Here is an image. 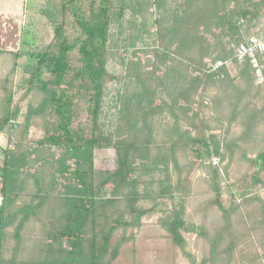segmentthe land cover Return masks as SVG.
Wrapping results in <instances>:
<instances>
[{
  "label": "trees",
  "instance_id": "16d2710c",
  "mask_svg": "<svg viewBox=\"0 0 264 264\" xmlns=\"http://www.w3.org/2000/svg\"><path fill=\"white\" fill-rule=\"evenodd\" d=\"M33 1L52 40L32 22L21 50L0 49V264H264V81L236 58L264 37V0ZM111 151L115 167L98 168ZM236 158L250 172L226 200ZM197 171L206 214L221 212L213 230L186 219ZM151 215L168 246L147 247Z\"/></svg>",
  "mask_w": 264,
  "mask_h": 264
},
{
  "label": "rangeland",
  "instance_id": "374dc122",
  "mask_svg": "<svg viewBox=\"0 0 264 264\" xmlns=\"http://www.w3.org/2000/svg\"><path fill=\"white\" fill-rule=\"evenodd\" d=\"M19 2L16 3L15 10L16 12L10 15H2L0 13V49L6 50V51H18L22 48V30L29 26L32 22L35 24L32 25V29L41 35L40 43L45 44L49 43L52 38V26L48 25L45 20H43V23H38V20H40V15L36 14L35 11H30L27 9L25 10V1L26 0H18ZM41 2H44V0H34V5H40ZM20 5V10H17V7ZM24 27V28H23ZM255 33H264V13L261 16V18L254 22L253 24V31ZM25 58L21 59L22 62ZM10 58H7V62H4V71L3 73H7L11 67L12 64L9 62ZM109 69L113 72L119 71L120 67H115L114 63H111L109 66ZM0 70H2L0 65ZM235 71H233L234 73ZM23 73H18L16 77V82L22 78ZM110 94L111 97L108 98L107 101V110H106V117L109 119L108 121H111L114 118V109L112 108L113 98L116 94V90L118 88V84H110ZM21 94V93H20ZM20 94H17L16 99L20 96ZM109 106V107H108ZM208 118L211 117V112L207 111ZM169 119H167V122ZM240 127L235 125L233 127V132L239 133ZM215 134V140H222L223 134L221 131H214ZM3 140H5L4 137H2ZM1 139V141H2ZM216 163L218 162L215 160ZM97 167L102 169H112L115 167V153L111 151V153H101L98 156L97 159ZM229 168V174L225 176L226 180L224 182V199L229 200L230 199V193L227 192V187L229 184L236 182L237 180L241 179L246 172H250L249 166L246 162L237 160H233L232 162H224L222 165L223 168ZM192 189H191V196L188 203V208L186 212V219L188 223H192L195 225H201L204 222H207V227L211 230H213L216 226L215 223H217L221 218V212L217 209V207H213L209 213L206 214L205 212V204L204 201L207 199L208 193L206 192V176L201 171H197L195 174L192 175ZM171 203H169L166 207L164 206V210L170 209ZM245 210V209H243ZM161 215H151L144 219L145 226L143 228L142 234L148 233L151 235V237H148L147 241V247H160L163 248L165 246H168L169 242L166 238H158V230L159 224L158 220ZM185 238L188 243V250L192 254H196L198 256L199 260L200 257L203 254V247L201 241L198 239L197 234L193 232L184 233ZM179 261L178 264H190L188 258L185 257V255H182L179 253ZM152 261V260H151Z\"/></svg>",
  "mask_w": 264,
  "mask_h": 264
},
{
  "label": "built area",
  "instance_id": "2783aa9c",
  "mask_svg": "<svg viewBox=\"0 0 264 264\" xmlns=\"http://www.w3.org/2000/svg\"><path fill=\"white\" fill-rule=\"evenodd\" d=\"M236 58L239 62L249 60L255 69V76L259 81H264V37L253 35L249 40L241 44L237 49ZM223 65V62L216 63L215 68ZM3 198L0 195V206Z\"/></svg>",
  "mask_w": 264,
  "mask_h": 264
},
{
  "label": "crops",
  "instance_id": "0c3cea01",
  "mask_svg": "<svg viewBox=\"0 0 264 264\" xmlns=\"http://www.w3.org/2000/svg\"><path fill=\"white\" fill-rule=\"evenodd\" d=\"M18 2V0H0V13L2 15L14 14L16 12L14 6ZM17 10H20V5L17 7Z\"/></svg>",
  "mask_w": 264,
  "mask_h": 264
}]
</instances>
